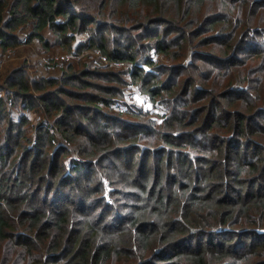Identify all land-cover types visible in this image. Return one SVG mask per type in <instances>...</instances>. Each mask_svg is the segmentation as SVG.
Segmentation results:
<instances>
[{"label":"trees","instance_id":"16d2710c","mask_svg":"<svg viewBox=\"0 0 264 264\" xmlns=\"http://www.w3.org/2000/svg\"><path fill=\"white\" fill-rule=\"evenodd\" d=\"M25 33L108 62L0 71V264H264V0H0Z\"/></svg>","mask_w":264,"mask_h":264},{"label":"rangeland","instance_id":"374dc122","mask_svg":"<svg viewBox=\"0 0 264 264\" xmlns=\"http://www.w3.org/2000/svg\"><path fill=\"white\" fill-rule=\"evenodd\" d=\"M26 33L22 34L21 36V42L23 44V41L25 39ZM87 42V36L83 34L80 37H77L74 42H72V48L76 50L81 44H85ZM33 46L36 47L35 51L37 55H32V65L34 68H32V71L29 72L30 77H36L45 74H50L54 73L55 71L60 69L59 64H67V62L72 58V55L69 54L68 52L62 50L59 46H52L51 50H41V47L38 42H34L32 44ZM28 48L31 49V47L27 45H20L16 48V51L11 50L12 54H7L4 55L5 53L1 52L0 50V60L3 61L2 67L0 68V71L3 70L4 68L8 67L7 69H14L20 66V61L19 56H21L24 53H30ZM32 50V49H31ZM83 50V49H82ZM44 51V52H43ZM91 54L89 55L90 58L89 60H94L99 57V54L95 51H86V53L83 54V52L80 51V54L75 55V58L78 57H84L86 54ZM69 59V60H68ZM84 59V58H83ZM157 63H165L169 64V61H166L165 59L159 58V57H154ZM66 60V61H63ZM115 67H122L119 66V64H116ZM58 72V71H57ZM1 74V73H0ZM132 88H129L126 92L129 97H127V101L130 103V105L135 106L136 108H140L142 111H148L151 110V104L149 103L147 97L139 91V89L135 86H131ZM144 96V97H143ZM158 112V111H156ZM28 117L34 122L36 119V115L33 113H27ZM73 156V155H71Z\"/></svg>","mask_w":264,"mask_h":264},{"label":"built area","instance_id":"2783aa9c","mask_svg":"<svg viewBox=\"0 0 264 264\" xmlns=\"http://www.w3.org/2000/svg\"><path fill=\"white\" fill-rule=\"evenodd\" d=\"M22 45H27V46H29V47H31V49L30 48H28V50H29V54L28 53H24V54H22L21 56H19V60L20 61H24L28 66H30L31 64H32V62L31 61H33L32 60V55H37L36 54V51H35V49H36V47L35 46H33V45H31V44H22ZM37 50V49H36ZM69 54H71L72 55V57H74L75 56V54H74V52L72 51V52H68ZM7 54H12L11 52H9V51H7L4 55H7ZM71 59V58H70ZM69 60V59H68ZM63 61H66V60H63ZM108 62V60L105 58V57H103V56H100L99 55V59H98V61H97V63L98 64H105V63H107ZM2 64H3V61L2 60H0V68L2 67ZM3 93L0 91V95H2ZM144 97V96H143Z\"/></svg>","mask_w":264,"mask_h":264},{"label":"crops","instance_id":"0c3cea01","mask_svg":"<svg viewBox=\"0 0 264 264\" xmlns=\"http://www.w3.org/2000/svg\"><path fill=\"white\" fill-rule=\"evenodd\" d=\"M130 88H132V87H130Z\"/></svg>","mask_w":264,"mask_h":264}]
</instances>
